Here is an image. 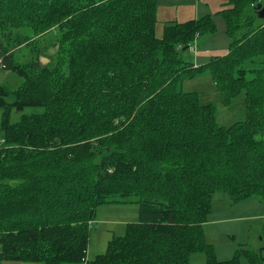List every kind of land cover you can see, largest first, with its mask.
Segmentation results:
<instances>
[{
  "label": "trees",
  "instance_id": "16d2710c",
  "mask_svg": "<svg viewBox=\"0 0 264 264\" xmlns=\"http://www.w3.org/2000/svg\"><path fill=\"white\" fill-rule=\"evenodd\" d=\"M228 4L227 53L194 67L183 53L215 33L210 15L158 38L157 0H0V31H24L0 41V66L22 78L0 85V264H264L244 247L217 261L203 232L216 192L264 205V5ZM23 44L31 59L15 62ZM204 72L222 105L243 97L242 120L222 127L213 103L180 89ZM9 108L40 111L14 124ZM105 204L137 205L138 221L88 261V223Z\"/></svg>",
  "mask_w": 264,
  "mask_h": 264
},
{
  "label": "rangeland",
  "instance_id": "374dc122",
  "mask_svg": "<svg viewBox=\"0 0 264 264\" xmlns=\"http://www.w3.org/2000/svg\"><path fill=\"white\" fill-rule=\"evenodd\" d=\"M260 2L264 5V0H260ZM173 3V0H158V7L160 13L171 14L175 9ZM203 6V1H200V10L203 8ZM211 16L215 23V33L212 35H205L200 39H196L194 41L195 45L193 47L195 48L196 53L191 52L190 49L183 53V58L185 60H189L191 63H194L197 66H201L203 64L208 63L212 56L223 55L227 51L229 45L230 38L225 32L226 23L223 16L221 14L216 13L215 11L214 13L212 12ZM246 16H254L251 9H248L246 11L244 17ZM262 21H264V19H262ZM164 24V20H162L161 18L160 20L157 19V23L155 26L156 37H161L163 27L167 25ZM16 33L18 36H16ZM23 33L24 31L22 29H17V31L8 30L5 31V33L3 31H0V41L3 44V48H10L11 46L8 44V42L12 44L11 42L13 41V39L17 37L19 38L21 35H23ZM235 37L237 38V35H235ZM48 38H50V35L44 36L43 39H40L36 43L37 45H39L40 49L49 47L51 39L48 40ZM29 49L30 47H28L27 45L25 46L24 44L23 46H16L15 50L12 51L14 61L18 63H27L31 59ZM212 50L215 51L214 54H212ZM55 52V48H48L44 54L42 53L43 56H41L40 61L43 64L46 63L48 60L45 61L43 60V58H51L55 54ZM209 78L210 76L208 73H201L192 80H185L181 84L180 89L183 92H196L198 94L200 103L203 105L213 103L216 107V122L218 125L222 127H228L232 123L242 120L245 116L243 97L240 96L228 105H222L219 99V95L218 93H216L215 88L212 86V81H210ZM21 83L22 78L16 76L15 73H13L12 71L5 70L0 66V85L6 86L9 91L12 92L18 86H20ZM5 101L11 104L12 97L9 96L5 98ZM37 111H40V108H27L23 113H17L14 109L9 108L8 114L10 116V122L15 124L20 120V117L22 115H28ZM1 114L2 112L0 110V117ZM252 198L259 200L256 197ZM228 199V195L222 192H216L213 194L211 202V212L207 220L209 222L212 220L213 226L207 227L206 229L205 227H203V232L205 233L204 236L206 241L212 244L214 247L216 260L221 261V259H223L222 257H224L225 254H228V257L231 258L234 255L236 249L242 246H244V248L247 246L249 249L255 251L256 248L258 249L259 247H262L261 252L263 253L264 257V232L261 230H257L260 227L263 228V221H261L260 225H255L256 229L253 228L252 234L251 232H248L250 230H248V226L244 225V222L233 224L234 229H232L231 224L228 225L229 232H226V230L223 229V233L225 234H211L213 232H218V226L219 224H221V222L219 221L223 219L224 215L230 216V208H226L229 201ZM247 200H249V198ZM240 202L241 201H239V203ZM236 204H238V202ZM138 210L139 208L137 205L105 204L97 207L93 221L88 223L90 245H88L87 259L91 261L99 253L97 252L98 248L94 239V232L96 230H103L105 232V241L102 244L103 246L106 244V241L110 239V237L122 236L125 232V227L128 223L138 221ZM105 215H107L106 223L103 220V216ZM198 256H201L204 260V255L202 253H196V255H192L190 257V262L199 263V261L201 260H199ZM20 263L37 264L23 263L20 261L10 260L1 262V264Z\"/></svg>",
  "mask_w": 264,
  "mask_h": 264
},
{
  "label": "crops",
  "instance_id": "0c3cea01",
  "mask_svg": "<svg viewBox=\"0 0 264 264\" xmlns=\"http://www.w3.org/2000/svg\"><path fill=\"white\" fill-rule=\"evenodd\" d=\"M173 1H174L173 4H174L175 9L171 14L160 13L159 7L157 5L156 18L159 20L161 18L162 20L165 21V24L183 23V22H186L189 20H195V19L201 18L205 15L211 16L212 12L214 13V11L216 13L220 14V12L222 10L227 9V8H231V6L228 4V0H173ZM200 1H203V5H204L201 10H200ZM157 4H158V0H157ZM254 22L257 25L259 23H262V19L258 18V16L255 15V21ZM189 49L191 52L196 53V50L194 47H191ZM211 52H212V54H214L215 51L212 50ZM226 53H227V51L223 55H225ZM223 55H221V56H223ZM213 57H219V56H217V55L212 56L210 58V60ZM192 64L194 67H199L194 63H192ZM209 80L212 81L210 78H209ZM212 86L214 87L213 82H212ZM227 207L230 208L229 209L230 216L224 215L223 219L221 221H219V222H221V224H219V226H218V232H213L211 234H215V233L216 234H225V233H223V229L226 230V232H229L228 231L229 230L228 225L231 224L232 229H234L233 224L241 223V222H244V225L248 226V230H250L248 232H251V234H252L253 228L256 229L255 225H260L261 221H263V228L260 227L257 230H261L264 232V205L262 204V202L254 199V198H249V200L246 199V201L244 200V201H241L240 203L238 202V204L234 203V205H232V203L229 200L226 208ZM103 220L105 223L107 222V215L103 216ZM210 226H213L212 220L210 222L206 221L203 225V227H205V229L207 227H210ZM94 233H95L94 234L95 235V237H94L95 243H96L97 248H98L97 252H99L98 255L103 254L106 250V247H107L109 240L114 236L110 237V239H108L106 241V244L102 246L103 242L105 241V232L103 230L102 231L96 230ZM211 234H209V235H211ZM88 245H90V240H89ZM242 247H244V246H242ZM245 248L249 249L247 246ZM261 250H262V247H259L258 249L256 248V251L255 250H252V251H255V252L259 251L261 253V256L263 257V253L261 252ZM87 252H88V249H87ZM87 254L88 253H86V259L88 257ZM193 255H196V254H193ZM228 256H229L228 254H225V256L222 257L223 259H221V261H219V262L227 261L228 259H230ZM198 257H199V260H201V261H199V263L204 261L201 256H198ZM226 258H228V259H226ZM88 261H90V260H88ZM20 264H22V263H20Z\"/></svg>",
  "mask_w": 264,
  "mask_h": 264
},
{
  "label": "water",
  "instance_id": "95a60500",
  "mask_svg": "<svg viewBox=\"0 0 264 264\" xmlns=\"http://www.w3.org/2000/svg\"><path fill=\"white\" fill-rule=\"evenodd\" d=\"M254 11L257 12L258 18L264 19V6H262L261 4H257L256 6H254ZM187 48H184L183 50ZM43 60L47 61L46 58H43Z\"/></svg>",
  "mask_w": 264,
  "mask_h": 264
},
{
  "label": "built area",
  "instance_id": "2783aa9c",
  "mask_svg": "<svg viewBox=\"0 0 264 264\" xmlns=\"http://www.w3.org/2000/svg\"><path fill=\"white\" fill-rule=\"evenodd\" d=\"M83 264H86V262H84Z\"/></svg>",
  "mask_w": 264,
  "mask_h": 264
}]
</instances>
